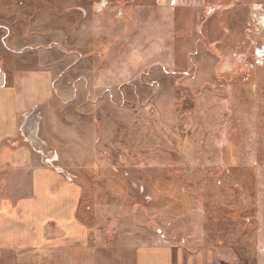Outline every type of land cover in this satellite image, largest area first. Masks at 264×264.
Instances as JSON below:
<instances>
[{"label": "rangeland", "instance_id": "rangeland-1", "mask_svg": "<svg viewBox=\"0 0 264 264\" xmlns=\"http://www.w3.org/2000/svg\"><path fill=\"white\" fill-rule=\"evenodd\" d=\"M262 46L264 0H0V62L54 76L21 126L104 264H264Z\"/></svg>", "mask_w": 264, "mask_h": 264}, {"label": "crops", "instance_id": "crops-1", "mask_svg": "<svg viewBox=\"0 0 264 264\" xmlns=\"http://www.w3.org/2000/svg\"><path fill=\"white\" fill-rule=\"evenodd\" d=\"M15 68L0 62V264H104L77 214L83 185L48 165L21 126L23 113L33 119L52 99L54 76L43 67ZM175 254L168 243H147L136 247L134 263L174 264Z\"/></svg>", "mask_w": 264, "mask_h": 264}, {"label": "built area", "instance_id": "built-area-1", "mask_svg": "<svg viewBox=\"0 0 264 264\" xmlns=\"http://www.w3.org/2000/svg\"><path fill=\"white\" fill-rule=\"evenodd\" d=\"M264 46H262V51H261V48L259 49V53H257V54H259V56H261V55H264V48H263ZM262 53V54H261ZM261 54V55H260Z\"/></svg>", "mask_w": 264, "mask_h": 264}, {"label": "bare ground", "instance_id": "bare-ground-1", "mask_svg": "<svg viewBox=\"0 0 264 264\" xmlns=\"http://www.w3.org/2000/svg\"><path fill=\"white\" fill-rule=\"evenodd\" d=\"M264 48V47H263Z\"/></svg>", "mask_w": 264, "mask_h": 264}]
</instances>
